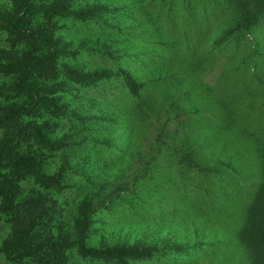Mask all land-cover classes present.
I'll return each mask as SVG.
<instances>
[{"label": "rangeland", "instance_id": "rangeland-1", "mask_svg": "<svg viewBox=\"0 0 264 264\" xmlns=\"http://www.w3.org/2000/svg\"><path fill=\"white\" fill-rule=\"evenodd\" d=\"M72 3L78 5L76 9L82 3L84 8L94 4L91 12L119 25L122 35H128L132 29L128 21L131 0H73ZM196 21L199 22L198 18ZM214 23L215 20L210 21L211 31ZM77 33L76 39L86 38L85 46L103 47L95 44L98 39L95 29L81 28ZM110 37L104 33L99 40L110 43ZM116 37L120 43L112 44L105 52H85L90 54L85 57L87 68H124L145 80L146 74L153 75L154 72L139 70L133 61L138 47L121 36ZM204 40L209 41L207 37ZM207 43L199 44L197 51L189 56L181 50V55L172 54L169 58L173 59H167L173 68L184 64L187 85H193L191 76L197 82L179 100L127 104L126 92L118 78L88 86L70 83L62 95L66 116L52 136L67 147L48 149L32 139L23 141L21 151H38L44 155V173L60 176L61 190L56 196L58 208L64 209L67 220L61 234L64 238L74 241L76 225L87 219V246L139 247L142 257L126 264H250L245 247L236 237V228L264 170V150H258V144L244 138L239 129L228 130L229 126L220 129L221 123H229L230 119L218 118V114L221 117L219 98L226 103L222 107L225 110L236 106L247 112H241V117H235L231 124L242 126L245 118L257 127L264 124V87L250 77L249 80L236 78L228 72L229 65L223 70L225 56L209 59L204 51L211 47ZM260 53L259 62L264 64V43ZM202 62L208 65L203 66ZM192 64L202 65L200 80L198 69H190ZM260 78L264 82V69ZM236 80L234 91L230 85L235 86ZM0 86L9 91L7 80L0 81ZM133 109L131 118L126 119L125 113ZM147 115L150 119L145 124L140 119ZM30 121L39 124L37 117ZM40 123L49 127L55 121L44 118ZM257 128L251 131L255 133ZM132 132L138 133L135 146L122 156L117 150L126 146L125 136ZM185 132L197 140L196 145L201 144L202 151L206 150L202 154L201 150L191 153V161L188 156L178 158L169 150L172 146L174 150L180 148V138ZM5 133L6 129L0 130V138ZM211 167L223 171L221 182L206 181L208 175H213ZM232 167H240L238 174H234ZM21 186L22 197L38 191L32 180L22 182ZM10 228L0 213V244ZM46 235L52 234L49 230L42 232L43 237ZM76 245L67 251L66 264H113V261L83 258ZM0 264L19 263L0 255Z\"/></svg>", "mask_w": 264, "mask_h": 264}, {"label": "trees", "instance_id": "trees-1", "mask_svg": "<svg viewBox=\"0 0 264 264\" xmlns=\"http://www.w3.org/2000/svg\"><path fill=\"white\" fill-rule=\"evenodd\" d=\"M72 2L0 0V81L7 80L10 84L9 91L0 86V130L6 129L5 135L0 138V213L11 227L0 244V255L19 264H66L67 251L77 244L85 259L126 264L128 260L142 257L139 247L87 246V219L76 225V241H69L61 235L65 232L67 220L64 209L58 208L56 196L61 190L60 176L44 173V155L38 151H21L23 141L32 139L48 149L67 147L63 142L53 140L52 136L58 129L59 121L66 116L62 95L70 83L88 86L118 78L126 92L127 104L145 101L146 104L149 101L163 104L179 100L197 82L191 76L193 85H187L184 64L173 68L172 62L167 59H173L169 58L172 54L181 55V50L188 52L189 56L197 51L196 47L202 42L211 43V47L204 49L209 59L225 56L223 70L225 65H229L228 72L236 78L249 80L250 77L264 87L260 78L264 64L259 62L264 43V0H131L132 13L128 21L132 29L128 35H122L121 27L109 19H100V14L95 16L91 12L94 4L84 8L82 3L79 4L80 9H76L78 5ZM211 20L216 21L212 31L209 28ZM79 26L80 29H95L98 32L95 44H102L103 47L85 46V37L76 39ZM104 33L110 34V43L100 42ZM206 33L208 35L204 36ZM116 36L138 47L133 53L137 68L150 74L154 72L153 75L146 74L147 80L124 68H87L89 63L85 62V57L95 50L101 53L109 50L112 44H119ZM205 37L209 41L206 42ZM201 64L208 65L205 62ZM202 65H190V69H198L199 80ZM234 85L230 88L235 91L237 80ZM207 89L211 92V88ZM223 90L227 93L226 88ZM225 105L219 98L221 117L218 114V118L223 117L224 121L225 118L230 119L229 123H221L220 129L228 126V130L239 129L244 138L258 144V150H264V124H258L257 128L245 118L242 126L231 124L241 112H247L236 106L225 110L222 108ZM150 107L152 109V104ZM141 109L139 105V112ZM134 112L133 109L125 113L126 119L131 118ZM36 117L39 124L30 121ZM44 118H50L55 123L48 127L40 123ZM148 119L150 115L140 120L147 124ZM256 128L253 133L251 130ZM9 129L12 131H7ZM137 135L135 132L126 134V146L117 150L120 155L130 152ZM183 136L180 148L174 150L172 146L169 150L178 158L187 159L188 156L191 161V153L200 152L202 146L196 145L197 140L186 132ZM205 151L201 150L200 154ZM211 168L213 175H208L206 181L221 182L223 171L218 167ZM232 168L234 174H238L240 167ZM258 179L245 216L236 228V237L245 247L250 264H264V170ZM28 180L34 181L38 191L22 197L21 184ZM53 227L58 230L54 231ZM46 230L52 235L43 237L42 232Z\"/></svg>", "mask_w": 264, "mask_h": 264}]
</instances>
